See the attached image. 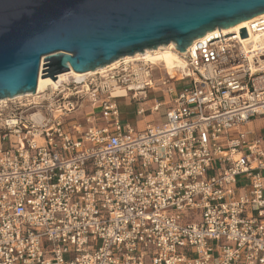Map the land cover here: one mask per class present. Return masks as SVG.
<instances>
[{
  "label": "built area",
  "instance_id": "1",
  "mask_svg": "<svg viewBox=\"0 0 264 264\" xmlns=\"http://www.w3.org/2000/svg\"><path fill=\"white\" fill-rule=\"evenodd\" d=\"M248 31L264 35V15ZM183 60L177 79L120 60L0 104V264H264V140L249 128L264 118V46L250 62L240 33L216 32ZM160 87L161 124L120 121L117 99Z\"/></svg>",
  "mask_w": 264,
  "mask_h": 264
},
{
  "label": "water",
  "instance_id": "2",
  "mask_svg": "<svg viewBox=\"0 0 264 264\" xmlns=\"http://www.w3.org/2000/svg\"><path fill=\"white\" fill-rule=\"evenodd\" d=\"M263 15L264 0H0V100L35 93L42 58L54 81Z\"/></svg>",
  "mask_w": 264,
  "mask_h": 264
},
{
  "label": "bare ground",
  "instance_id": "3",
  "mask_svg": "<svg viewBox=\"0 0 264 264\" xmlns=\"http://www.w3.org/2000/svg\"><path fill=\"white\" fill-rule=\"evenodd\" d=\"M257 17L251 18L249 21L237 26L236 28L231 29H214L213 31H210L206 33L205 36L213 35L216 32H220L222 35H230L233 33H240L241 30H246L248 27V23L256 19ZM202 38V37H201ZM200 38V39H201ZM198 41V40H196ZM196 41H194L186 50H188ZM264 46V35H254L251 32H247L245 37H241V48L243 52L248 56L249 61L251 62V57L255 51H258L260 47ZM186 51L183 53H179L176 50V47L173 43H170L165 46H159L155 49H146L141 53H136L133 56H126L122 57L121 59H118L109 65L97 68L93 71H88L85 73H76L72 71V69H69L67 72L59 74L56 76V79L52 81L49 77L42 78L41 76L46 75L45 73H41L43 70H46L47 68L42 66L44 64H47L46 62H43V59L40 61L41 66L39 67L38 72V78H37V85H36V91L33 94H24V95H18L11 99H36L40 95V97L45 96L44 94L48 90H55L59 87H62L63 84L70 83V80L72 83L80 84L82 81L97 72L103 73V71L107 69H113L118 65L120 60H122L125 63L128 62H144L148 63L152 66H160L167 75L174 77V75L177 72H181L185 69V63H184V55ZM251 70L253 71V66L251 65ZM115 96L124 97L127 95V92L121 88H116L114 91ZM9 99H1L0 104L6 103Z\"/></svg>",
  "mask_w": 264,
  "mask_h": 264
},
{
  "label": "crops",
  "instance_id": "4",
  "mask_svg": "<svg viewBox=\"0 0 264 264\" xmlns=\"http://www.w3.org/2000/svg\"><path fill=\"white\" fill-rule=\"evenodd\" d=\"M155 73H157L156 72V68L154 69V72H153V79L155 81H158L162 77H165V75L162 76L161 73L158 71V73H157L158 77L155 78V75H156ZM180 83H184V82L175 81V80L173 82H170V84L173 87H175V85L180 84ZM175 91H176V89H175ZM149 93H151L153 95H159L160 98L158 97L159 98L158 99V98L153 97V98L149 99V96H148ZM146 96H147V100H144V101H141V100L140 101H136V100L133 101L129 97L128 98H123V99L127 100V103L125 104V106H127L129 108L132 107V105H134L133 103L136 104L135 106H137V104H138V107L134 108V114L133 115H134V117H139V119L137 120V122H136L134 127L131 126L136 131H143L147 126H150V125H159V124H161L164 120L163 121L161 120L160 111L164 110V115H165L166 109H167L169 101H170V97L167 96L164 93L163 88H161V87L157 88L155 90H148L146 92ZM120 99H122V98H120ZM120 99H117V100L119 101ZM116 103H117V106H118V112H119L120 121L123 124L129 125L128 123H125L123 121V119H121V110L119 108L120 105H118V102H116ZM155 103H159L160 104L158 112H150L151 106L153 104H155ZM139 107H142V108H144L146 110L143 115H137L136 114V111H137V109ZM155 117L159 118V121H156ZM250 127H251V124L249 125V128Z\"/></svg>",
  "mask_w": 264,
  "mask_h": 264
},
{
  "label": "rangeland",
  "instance_id": "5",
  "mask_svg": "<svg viewBox=\"0 0 264 264\" xmlns=\"http://www.w3.org/2000/svg\"><path fill=\"white\" fill-rule=\"evenodd\" d=\"M40 66H41V63H40ZM155 68H156V72L158 73V71H159L162 76L166 74L165 71L160 66H155ZM157 73H155L156 74L155 78L158 77ZM178 77L179 76L175 75V79H177ZM70 82H72V81L70 80ZM185 84L186 83L177 84V85H175L174 88L176 89V91H180L181 88H183V86ZM148 96H149V99H151L153 97H155V98L159 97V95H153L151 93H149ZM116 102H118V105H120L119 108L121 110V119H123V121L125 123H128L130 126L134 127L137 120L139 119V117H134V115H133L134 114V108H137L138 104H137V106H135L136 104L133 103L134 105H132V107L129 108V107L125 106V104L127 103V100H125V99H120L119 101L117 100ZM88 111H89V108L87 107V104H85L83 109H81L80 111L78 110L76 112H73L70 115V117L72 120H75L77 122H81L84 114L87 113ZM160 116H161V120L163 121L164 120V110L160 111ZM157 117H155L156 121H159V118H157ZM250 129H252L256 135H260L262 137V139L264 140V118H260V117L254 118L252 120Z\"/></svg>",
  "mask_w": 264,
  "mask_h": 264
}]
</instances>
